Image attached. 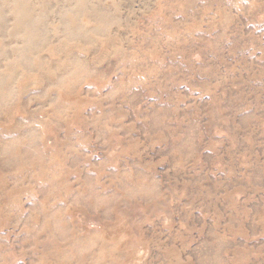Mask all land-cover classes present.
Returning <instances> with one entry per match:
<instances>
[{
  "label": "rangeland",
  "instance_id": "374dc122",
  "mask_svg": "<svg viewBox=\"0 0 264 264\" xmlns=\"http://www.w3.org/2000/svg\"><path fill=\"white\" fill-rule=\"evenodd\" d=\"M0 264H264V0H0Z\"/></svg>",
  "mask_w": 264,
  "mask_h": 264
}]
</instances>
